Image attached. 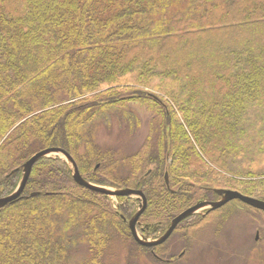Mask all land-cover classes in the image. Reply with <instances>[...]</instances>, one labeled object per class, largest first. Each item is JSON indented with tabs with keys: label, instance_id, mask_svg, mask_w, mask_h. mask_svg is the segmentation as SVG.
Masks as SVG:
<instances>
[{
	"label": "trees",
	"instance_id": "obj_1",
	"mask_svg": "<svg viewBox=\"0 0 264 264\" xmlns=\"http://www.w3.org/2000/svg\"><path fill=\"white\" fill-rule=\"evenodd\" d=\"M132 102L152 113L142 145L124 154L98 144L100 123L120 114L128 131L137 125ZM47 148L65 151L93 185L141 191V236V223L160 236L184 210L216 201L215 189L264 202V0H0V198ZM72 173L57 156L32 166L0 208V264H112L118 239L170 259L173 234L185 254L236 206L262 213L233 200L142 247L127 226L133 199L112 209ZM77 246L83 258L72 256Z\"/></svg>",
	"mask_w": 264,
	"mask_h": 264
},
{
	"label": "rangeland",
	"instance_id": "obj_2",
	"mask_svg": "<svg viewBox=\"0 0 264 264\" xmlns=\"http://www.w3.org/2000/svg\"><path fill=\"white\" fill-rule=\"evenodd\" d=\"M127 110L134 118H137L135 119L137 125L132 124V131L124 127L126 120L119 114L118 117L110 119V126H105L104 123L96 125L94 135L98 144L118 147L124 154H130L142 145L148 133L152 113L138 102L130 103ZM51 156L65 160L61 154ZM215 195L218 197L216 193ZM106 197L111 208L117 209V198ZM131 198L138 208L141 205V199L136 196ZM205 209L199 210L197 214L203 215ZM244 209L243 206H236L235 210L240 215L234 216L223 224L221 220L219 224L216 223L218 219L213 220L211 229L202 230L197 240L193 241V246L185 254H183L185 248L183 249L179 241V235L173 234L167 242V248L175 258L165 257L155 261L151 256L135 251L131 244L118 239L107 251L110 255L108 261L112 264H127L131 259L128 254H133L137 264H264V214ZM139 226L145 229L146 235L139 234L144 240L152 241L161 236L150 234L154 229L151 225L141 223ZM71 251L73 257L85 256L82 246H77L75 249L71 247Z\"/></svg>",
	"mask_w": 264,
	"mask_h": 264
},
{
	"label": "water",
	"instance_id": "obj_3",
	"mask_svg": "<svg viewBox=\"0 0 264 264\" xmlns=\"http://www.w3.org/2000/svg\"><path fill=\"white\" fill-rule=\"evenodd\" d=\"M55 154H61L65 158V160L71 165L72 171H73L72 180L76 185L83 187L87 190L93 191L95 193H98V194H101L104 196H108V197L117 198V197H133V196H136V197H139L141 199V205H140L138 211L127 222V224H128L127 226H128L130 234H131L133 240L135 241V243H137L139 246H142V247H155V246L161 245L170 237V235L172 234L174 229L177 227V225L182 220H184L185 218H187L193 214H197V212L199 210H202L204 208H206L205 210H207V211L216 210V209L220 208L221 206L225 205L226 203H228L230 201L238 200L241 203H243V204H245V205H247L253 209L264 212V202L263 201H260L256 198H253L250 196L243 195V194L239 193L238 191L227 190V189H216V190H214V192L220 197L219 200H217V201H202V202H199V203L195 204L194 206L184 210L183 212H181L180 214H178L175 218H173L171 220L166 231L158 239L153 240V241H147V240H144L141 237H139L137 230H136V224H137L138 218L142 214V212L144 211V209L146 207V200H145V197L142 194V192L138 191V190H131V189H119V190L107 189L105 187L96 186V185H93V184L87 182L79 174L77 166H76L75 162L73 161V159L65 151L58 149V148H47V149H43L41 151H38L37 153L32 155L23 164V173H22V177H21V180H20L18 187L9 196L0 198V208H2L3 206L15 201L21 195V193L25 187L26 181L30 175L32 166L39 159L50 157L51 155H55ZM164 180H165V184L168 185L166 174L164 176Z\"/></svg>",
	"mask_w": 264,
	"mask_h": 264
},
{
	"label": "flooded vegetation",
	"instance_id": "obj_4",
	"mask_svg": "<svg viewBox=\"0 0 264 264\" xmlns=\"http://www.w3.org/2000/svg\"><path fill=\"white\" fill-rule=\"evenodd\" d=\"M218 200V199H217Z\"/></svg>",
	"mask_w": 264,
	"mask_h": 264
}]
</instances>
